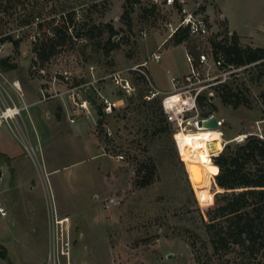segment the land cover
Masks as SVG:
<instances>
[{
  "label": "rangeland",
  "instance_id": "374dc122",
  "mask_svg": "<svg viewBox=\"0 0 264 264\" xmlns=\"http://www.w3.org/2000/svg\"><path fill=\"white\" fill-rule=\"evenodd\" d=\"M144 6L142 1L134 3L127 18L122 16L124 0H0V58H8L7 68H0V101L9 97L18 102L19 96L10 87V81L18 79L23 93L29 92L37 101H48L43 97L49 94L61 93L57 97L67 99L72 94L74 108L82 112L70 116L76 120L70 126L82 123L75 141L71 135L66 139L57 127V139L44 146L31 134L25 113L18 118L23 134L16 124L11 130L1 123V178L7 182L18 170L34 176L46 173L45 159L56 169L48 173V198L52 197L54 211L70 222V264H264V252L248 255L234 248L220 256L211 253L199 210L203 212L214 193L213 167L210 163L206 172H193L189 143L197 137L195 131L185 136V131H174L173 143L166 135L152 134L157 120L149 115L146 99L148 95L160 100L161 95L151 94V84L169 90L171 76L178 78L175 85L187 83L186 76L191 83L204 84L211 82L218 68L196 61L198 53H210L208 36H187L177 44L170 38L158 49L166 34L164 21H175L177 15L164 7L146 13ZM201 12L209 19L213 35L222 38L231 27L241 34V45L264 47V0H204ZM66 22L69 37L48 60L40 62L33 51L34 41L53 36L54 28ZM108 26L116 31L112 39L116 45L106 51ZM15 39L17 46L12 42ZM157 49L160 59H149ZM185 50L195 58L193 71ZM124 80L130 86L128 93L121 87ZM225 82L242 102L232 108L221 103L213 88L203 91L211 92L213 113L222 121L217 132L199 135L211 148L210 155L243 134L264 136V75L259 67L245 65ZM58 98L49 104L57 113ZM105 99L116 102L108 113L104 112ZM79 114H87V119L80 120ZM197 146L195 153L203 154L202 142ZM142 160L155 164L157 176L143 188L133 181ZM209 179V201L201 202L194 188ZM188 184L194 197L189 195ZM10 216L0 213L2 243L13 239ZM45 216L50 236V218L48 213ZM35 227L31 226V235H37ZM65 263L66 258L60 257L59 264ZM0 264H4L2 259Z\"/></svg>",
  "mask_w": 264,
  "mask_h": 264
},
{
  "label": "trees",
  "instance_id": "16d2710c",
  "mask_svg": "<svg viewBox=\"0 0 264 264\" xmlns=\"http://www.w3.org/2000/svg\"><path fill=\"white\" fill-rule=\"evenodd\" d=\"M124 1L125 7L122 16L128 18L132 5L139 0ZM152 10V8H144L146 13ZM54 29L53 36H44L34 41L33 51L40 62L48 60L56 52L57 47L69 37L67 22L62 28L58 26ZM90 29L88 28V31ZM108 30L110 35L106 41H110V45L106 51L116 45L112 40L116 31L111 26H108ZM75 35H79V33L75 32ZM187 36L186 29H183L175 32L171 39L177 44L185 40ZM6 38H9V35ZM12 42L14 46H17L18 40L15 39ZM209 43L214 56L218 51L222 52L224 66L239 67L254 63L259 67L260 74L264 75V47L241 45L239 37L234 31L229 34L227 32L220 39L209 37ZM7 60V57L0 58L1 69L7 68ZM209 87L217 92L222 104H230L232 108H236L242 102L238 92L233 91L225 81ZM261 96L264 101V89ZM209 99L207 91L197 95V103L202 116H207L215 110V106ZM146 102L150 109L149 115L157 120L152 134L166 135L173 143L175 129L165 118L161 98L159 100L147 95ZM205 106L208 107L206 111L202 109ZM96 113L97 124H100L102 110L98 107ZM211 131L215 130H200L199 133ZM211 164L214 193L203 212L198 209L211 253L220 256L234 248L240 249L248 255L264 252V136L249 133L239 141L225 142L222 149L211 156ZM156 179L155 164L143 160L138 161L133 179L134 184L143 188ZM210 183L211 179L204 186L194 188L199 201H209L211 194L208 192V185ZM188 190L189 195L194 197L189 184ZM190 244L193 248L194 241H190ZM204 246L206 245L204 244ZM0 253H3L2 246H0Z\"/></svg>",
  "mask_w": 264,
  "mask_h": 264
},
{
  "label": "built area",
  "instance_id": "2783aa9c",
  "mask_svg": "<svg viewBox=\"0 0 264 264\" xmlns=\"http://www.w3.org/2000/svg\"><path fill=\"white\" fill-rule=\"evenodd\" d=\"M142 1L146 9H158L161 7L167 8V10H172L176 13L177 18L175 21L166 19L164 21L163 27L166 31L165 38L160 46L167 40L172 38L173 34L177 31H181L186 29L188 36H193L197 38H205V37H215L216 39H220L219 37L212 34L210 30V22L201 12V7L203 5L204 0H139ZM192 3L191 6L187 5V3ZM144 34V31H140ZM210 44V43H209ZM210 53L208 51H203L197 54L196 61L200 65H208L218 68V72L216 75L211 77V82L204 84H197L198 82L191 83L189 77L186 76L184 80L188 81L185 84L175 85L177 83L178 78L171 76L172 88L169 91H161L155 88L151 84V94L152 95H161V106L164 112L166 120L172 125V127L177 130H185L187 128H195L194 121L197 118L205 117L200 115L199 106L197 103V95L207 89L209 86L224 82L228 76L236 71H239L244 66L234 67L232 65H223L222 52L218 51L216 56L212 54L211 46L208 47ZM157 51L153 52L149 59L158 61L160 59V53ZM184 56L186 61L190 66V70L193 71V62L195 58L193 54L185 50ZM145 64V62L143 63ZM142 65V64H141ZM134 69L140 68L133 67ZM114 78H117L114 76ZM197 84V85H196ZM10 87L13 89L15 93L19 96L18 102L14 101L12 98L7 97L3 101H0V124L5 122L8 127L12 130V124H16L19 132L22 133L20 125L18 124V118L21 117L22 112H26L29 103L24 101L23 99V91L21 89V85L18 79H13L10 81ZM122 89L125 92H129L130 86L126 80L124 83H121ZM208 95L211 92H207ZM54 94H49L47 97H43L44 99L53 96ZM172 95H176L173 101H168ZM41 100V99H40ZM106 104L104 106V112H110L112 106L114 107L116 102H109L106 99L104 100ZM83 103H81V106ZM72 121V119H70ZM217 123L220 126L222 121L218 118ZM23 134V133H22ZM32 152L34 149L31 147ZM117 158H122V155H117ZM43 174H46L43 172ZM47 213L49 215V226H50V238H49V248L47 253V264H59L60 257L66 258L65 264H70L68 261L69 257V244H70V222L67 216H60L59 213L54 211V205L52 197L49 199L47 197ZM0 213L6 214V208L4 204L0 200Z\"/></svg>",
  "mask_w": 264,
  "mask_h": 264
},
{
  "label": "crops",
  "instance_id": "0c3cea01",
  "mask_svg": "<svg viewBox=\"0 0 264 264\" xmlns=\"http://www.w3.org/2000/svg\"><path fill=\"white\" fill-rule=\"evenodd\" d=\"M218 8L220 7L218 6ZM229 29L230 32L234 31L240 38V33L231 27ZM23 94L24 101L29 103L30 106L26 112L23 111L22 113H25L29 128L33 131L31 134L37 136L41 146H44L48 141L53 142L57 139L56 135L60 133L57 127L61 129L62 133L66 134L64 135V137L67 136L66 139L69 140L71 135L72 141H75L77 132L82 130V123L80 121L78 127L70 126V123H76V120L70 116L81 112V110L74 108L73 103L75 105L76 103L72 94H68L67 99L64 97L58 98L57 96H60L61 93H56L47 98L48 101H37L36 96L33 97L29 92ZM56 97L60 99L59 105L61 108L57 106L58 113L55 108L52 109V106L49 105L50 102L53 103L57 99ZM79 116L77 117L80 120L82 117L83 120L87 119V114H79ZM44 162L46 169L49 167L46 174L40 173L34 176L22 174L18 170L16 174L11 175V179L7 182H4L0 175V200L7 210L6 214L11 213V223L14 224L13 239L3 241V243L0 241V246L3 248L0 259L4 261V264H47L49 248L45 216L49 192L47 178L48 173L50 174L56 169L48 166V160L45 159ZM32 225H36L34 230L37 231V235L30 234L29 230L32 229Z\"/></svg>",
  "mask_w": 264,
  "mask_h": 264
},
{
  "label": "bare ground",
  "instance_id": "6f19581e",
  "mask_svg": "<svg viewBox=\"0 0 264 264\" xmlns=\"http://www.w3.org/2000/svg\"><path fill=\"white\" fill-rule=\"evenodd\" d=\"M172 97L176 98V95H172L170 98H172ZM170 98H168V101H170L169 100ZM173 100H174V98H173ZM200 130H215V131L199 133L198 131H200ZM218 130H219L218 128L217 129H195V130H191V129L187 128L185 130H183V129L178 130L179 132L185 131V132L182 133L183 136H185L186 132L188 133V132H191V131H195V134H197V137L191 143H189L192 146V162H193V172L194 173H204V172H206L208 170V168H209L210 163H211V157H210L211 156L210 155V149L211 148L209 146H206L203 143V139H202V137H199V135L200 134H206V133H215ZM219 134H220V138H221V132L220 131H219ZM201 142L203 144L202 148L204 150V153L197 155L195 153L196 149L194 147H198L197 145L201 144ZM195 144H197V145H195ZM217 152H215V153H217ZM200 158H203L205 161H200Z\"/></svg>",
  "mask_w": 264,
  "mask_h": 264
},
{
  "label": "water",
  "instance_id": "95a60500",
  "mask_svg": "<svg viewBox=\"0 0 264 264\" xmlns=\"http://www.w3.org/2000/svg\"><path fill=\"white\" fill-rule=\"evenodd\" d=\"M217 119H218V117L213 112L209 113L205 117L197 118L194 121L195 129H217L219 127V125L217 123ZM245 136H246V134H243V135L235 138V140L239 141V140L243 139ZM215 154L216 153H211V156L215 155Z\"/></svg>",
  "mask_w": 264,
  "mask_h": 264
}]
</instances>
